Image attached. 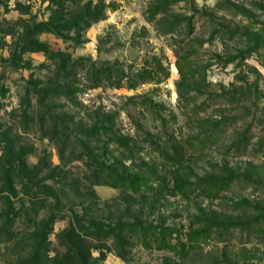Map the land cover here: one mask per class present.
Wrapping results in <instances>:
<instances>
[{
	"label": "rangeland",
	"instance_id": "obj_1",
	"mask_svg": "<svg viewBox=\"0 0 264 264\" xmlns=\"http://www.w3.org/2000/svg\"><path fill=\"white\" fill-rule=\"evenodd\" d=\"M0 104L2 127L53 165L64 135L44 105L97 127L89 145L127 166L93 185L102 214L129 203L133 222L125 256L106 237L101 263L264 264V0H0ZM67 224L51 225L50 255ZM13 242L0 264H16Z\"/></svg>",
	"mask_w": 264,
	"mask_h": 264
},
{
	"label": "trees",
	"instance_id": "obj_2",
	"mask_svg": "<svg viewBox=\"0 0 264 264\" xmlns=\"http://www.w3.org/2000/svg\"><path fill=\"white\" fill-rule=\"evenodd\" d=\"M44 91L40 88L36 92L44 95ZM44 108L41 119L51 122L50 138H55L59 131L64 135V141L58 145L59 165H53L44 151L36 154L32 148L27 149L20 135L2 127L0 122V243L8 245L14 241L12 250H22L13 254L16 264H104L98 261L103 259L101 254L94 258L92 252L101 248V240L106 237L113 241L116 254L125 256L126 239L121 225L133 223L122 220L123 216H130V205L125 203L120 214H116L118 209H109L110 206L102 214L93 185L105 173L127 179V166L118 159L105 163L101 157L105 154L104 147L89 145L90 140L100 141L95 135L97 127L82 132L77 130L72 117L62 121L47 106ZM71 138L79 143L77 159L89 172L84 175V182L74 176L64 161ZM29 154H35L36 162H28ZM63 216L67 217L68 226L57 237L65 250L50 255L51 225ZM16 225L25 227L18 230Z\"/></svg>",
	"mask_w": 264,
	"mask_h": 264
}]
</instances>
